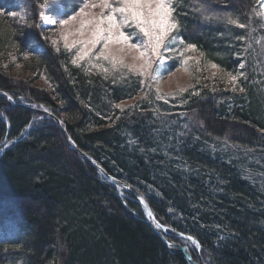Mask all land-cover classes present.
Instances as JSON below:
<instances>
[{
	"label": "trees",
	"instance_id": "trees-1",
	"mask_svg": "<svg viewBox=\"0 0 264 264\" xmlns=\"http://www.w3.org/2000/svg\"><path fill=\"white\" fill-rule=\"evenodd\" d=\"M254 5V0L176 1L180 36L204 62L227 72L245 65L239 80L244 94L239 105L229 107L222 102L229 97L224 92L188 93L183 111L203 130L191 133V127L169 142L149 114L114 107L133 96V86L85 77L64 51L46 45L42 54H33L27 50L36 38L33 30L0 23V54H26V71L49 86L34 88L0 69V92L57 116L79 151L144 199L167 228L168 243L135 202L119 197L68 148L52 120L38 115L42 121L32 122L36 114L0 96V264H189L176 247L184 241L180 234L199 244V252L187 250L197 264H264V193L196 138L264 150L259 92L264 50L236 56L231 44L242 32L225 21L246 24Z\"/></svg>",
	"mask_w": 264,
	"mask_h": 264
},
{
	"label": "rangeland",
	"instance_id": "rangeland-1",
	"mask_svg": "<svg viewBox=\"0 0 264 264\" xmlns=\"http://www.w3.org/2000/svg\"><path fill=\"white\" fill-rule=\"evenodd\" d=\"M176 1L177 0H172L174 8ZM85 2L86 0H44L43 3H39L37 0H0V23H13L19 28L27 27V29L33 30L32 33L36 38L28 42L27 45V50L33 54H42L45 51L44 45H46L53 51H64L69 57L70 63L80 68L85 77L92 80L96 79L102 84L107 82L112 86H133V96L115 103L114 107L120 111L135 108L139 114H149L150 117L154 119V122L158 124V129L164 128L166 130L167 137L164 136V138L167 139V142L171 141L173 136H178L183 131H190L191 127L193 128L190 131L191 133L196 128L203 130V124L194 115L189 117V115H186L183 111L184 98L188 93L192 96L200 90L213 94L224 92V94H227L229 97H222V102L226 105L228 104L229 107L235 104L236 106L239 105L238 98L242 97L244 94V91H240L242 87L239 83L243 75H238V73H243L242 68L239 67V69L233 72H227L218 67L213 68L212 63L202 60L195 48H188L189 44L180 36L179 27L165 38V43L160 49L163 55L153 57L152 68L148 69V74L145 76L140 75V65L143 61L137 58L139 56V51L137 49L128 48V44L132 43H140L142 45L145 39L143 33H141L139 29H136L134 25L125 26L121 29L126 35L134 33V35H130L128 44L122 42L109 44L112 53L123 60V64L117 65L115 70L108 61L97 59L95 55H92L91 59L85 57V59L79 61L78 64H73L72 59L76 56L78 48L74 46L71 50L66 49L64 46L65 42L60 39L61 33L68 34V42L71 43L74 40L87 38L90 30L85 28L83 37L78 34H73L77 33L80 27L79 21L81 17H78L77 20L71 21L64 28H61L58 24L53 25L50 22L42 21L41 14L49 18H54L57 21L60 19H67L68 16L78 11L80 6ZM254 3V8L249 12L248 19L246 20V27H238L244 39L240 40L237 38L236 41H233V44H231L232 47H234L235 55L241 59L247 56V51H255L256 48L260 52L262 49L264 50V38L261 36V32H264V0H254ZM41 4L44 5L43 8L39 7ZM87 11L91 15H98L101 10L97 7L89 8ZM21 12L27 14L26 22L21 19ZM174 12L173 16L175 17ZM10 13H16V15H9ZM84 18L86 19L87 17ZM227 20L228 18L225 19V21ZM32 24H34L35 27ZM231 25L233 27L236 26L234 24ZM36 39L38 41H36ZM54 40L58 41L57 45H53L52 41ZM181 40L184 41L183 44L180 43ZM100 47L102 46L98 45L97 49L93 50V53ZM120 48H124L123 53L119 52ZM262 54L264 56V52ZM26 56V54L14 56L11 52H8L6 55L0 54V69L12 79L29 82L34 88L47 89L49 86L43 78L37 77V75H33L26 71L23 65V60ZM104 69H108V71L105 72ZM228 73L238 77L235 84L231 82ZM149 77L153 78L150 79ZM141 81H143V83H141ZM261 83V90L259 92L262 104L260 108L264 116V76ZM234 87L235 91H233ZM158 94L160 96L159 99H157ZM6 96L11 98L9 100L11 102L13 101L14 104L22 105L24 107L23 109H40V107L27 104L20 99L15 102L8 94H6ZM8 103L10 104V102ZM14 104L10 105L15 106ZM33 113L37 116H44L45 119L52 120L44 114ZM60 114L64 120L69 121L68 116L61 112ZM55 117L58 118L57 116ZM41 121L42 119L39 116L34 117V120H32V122L37 123ZM53 124L55 125L54 122ZM28 129L29 127L24 130L27 131ZM196 138H201L202 148L205 147L210 150V152L221 154L228 161L238 166L243 177L254 184L261 193H264V150L252 147L241 148L238 145L230 143L227 139L210 140L203 139L201 136ZM223 138L229 137L226 136ZM76 154L85 161L77 152ZM99 177L103 179L100 174ZM120 193L121 192H118V195L122 198ZM15 206L17 208V204H15ZM3 207H6V205H3ZM11 209H13V206ZM17 211H19V208ZM180 246L185 247V251L192 247L186 240H184L183 244ZM186 254H188L187 251Z\"/></svg>",
	"mask_w": 264,
	"mask_h": 264
},
{
	"label": "snow or ice",
	"instance_id": "snow-or-ice-1",
	"mask_svg": "<svg viewBox=\"0 0 264 264\" xmlns=\"http://www.w3.org/2000/svg\"><path fill=\"white\" fill-rule=\"evenodd\" d=\"M39 7L43 8L44 5L41 4ZM97 7L101 10L98 15H91L87 11L89 8ZM174 11L175 8L173 7L172 0H86L80 6L79 10L68 16L67 19L57 21L54 18H49L41 14V20L50 22L53 25L58 24L61 28H64L71 21H75L78 17H81L79 21L80 27L77 33L73 34H78L83 37L85 28H88L90 32L87 38L74 40L69 43L68 34L62 32L60 37L65 42L64 46L66 49L71 50L74 46L78 48L76 56L72 59V63L78 64L85 57L91 59V56L95 55L97 59L108 61L114 70L117 65L123 64V60L112 53L109 44L121 42L128 44L130 35H134V33L126 35L121 29L125 26L134 25L136 29H139L143 33L145 39L142 45L140 43H132L128 44V48L139 51L137 58L143 61L140 65V75L145 76L148 74V69L152 68L153 57L163 55L160 49L165 43V38L173 30L178 29V22L173 16ZM9 15L15 16L16 13H10ZM20 15L21 19L26 22L27 14L21 12ZM84 17L87 18L85 19ZM227 22L240 28L246 27L245 24L239 23L238 19H232L231 17L228 18ZM237 38L240 40L244 39L242 36ZM52 43L53 45H57L58 41L54 40ZM180 43L183 44L184 41L181 40ZM98 45L102 47L93 53V50L97 49ZM188 48L191 49L194 46L189 44ZM119 52L123 53L124 48H120ZM212 67L217 68L218 66L213 64ZM244 67L245 65L241 63L240 68ZM104 71L107 72L108 69H104ZM238 75L242 76L243 73H238ZM228 76L231 82L235 84L238 77L231 73H228ZM149 78L151 79L153 77ZM233 91H235V87ZM240 91L243 92L244 89L240 88ZM159 98L160 96L158 94L157 99ZM156 227L159 228L160 225L157 224ZM188 239L192 240V237H188ZM193 243L196 242L193 240Z\"/></svg>",
	"mask_w": 264,
	"mask_h": 264
},
{
	"label": "water",
	"instance_id": "water-1",
	"mask_svg": "<svg viewBox=\"0 0 264 264\" xmlns=\"http://www.w3.org/2000/svg\"><path fill=\"white\" fill-rule=\"evenodd\" d=\"M0 95L3 96L5 98V100L7 102H10V104H14L13 101L11 102L9 100V98L6 96V94L1 93ZM15 106L24 108L22 105H16ZM31 112H36L39 114H44L46 116H48V118L52 119L53 122L55 123V125L57 126V128L60 130L61 134L63 135L67 145L74 151H76L86 162H88L91 166H93L98 173L101 175V177L103 178V180L105 182H107L108 184H110L111 186H113L114 188H116L117 190H119L117 188V186L115 184H117L118 186H120V189L123 190L125 193H127V195H125V198L132 200L133 202H135L141 209V212L143 214V217L146 219L147 223L149 224V226L152 228V230L155 232V234L161 239V241L163 243H167L164 236L162 235L166 233V227L160 225L156 220L155 217L153 215V213L151 212V210L148 208V206L146 205V203L143 201L142 198H140L139 196L135 195L134 193H132L130 191V189L128 188L127 185H125L124 183L116 180L115 178L111 177L110 175H108L98 164H96L91 158H89L88 156H86L84 153L80 152L75 144L72 142L71 138L69 137V135L67 134L62 122L56 118L52 113L48 112L47 110L40 108V109H34V108H25ZM159 224L160 227H156V225ZM181 238L187 240L190 244L194 245L196 247V251L199 252L200 251V246L197 243V241H195L193 238L192 240H189L188 237L190 236H184L183 234L179 235ZM193 240L196 243H193ZM177 248L184 253V256L186 258V260L190 263V264H197L195 263L191 257L185 253V248L182 246H177ZM203 264V263H201Z\"/></svg>",
	"mask_w": 264,
	"mask_h": 264
},
{
	"label": "bare ground",
	"instance_id": "bare-ground-1",
	"mask_svg": "<svg viewBox=\"0 0 264 264\" xmlns=\"http://www.w3.org/2000/svg\"><path fill=\"white\" fill-rule=\"evenodd\" d=\"M72 140V139H71ZM72 142H73V140H72ZM74 143V142H73ZM76 146V145H75ZM70 148V147H69ZM77 148V147H76ZM71 149V148H70ZM4 149H2L1 151H0V153L3 151Z\"/></svg>",
	"mask_w": 264,
	"mask_h": 264
}]
</instances>
